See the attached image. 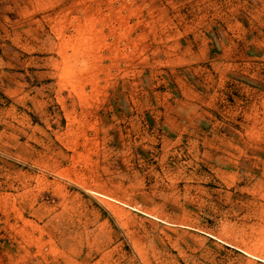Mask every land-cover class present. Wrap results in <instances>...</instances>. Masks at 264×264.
Segmentation results:
<instances>
[{
  "label": "rangeland",
  "instance_id": "obj_1",
  "mask_svg": "<svg viewBox=\"0 0 264 264\" xmlns=\"http://www.w3.org/2000/svg\"><path fill=\"white\" fill-rule=\"evenodd\" d=\"M257 35L264 0H0V264H264Z\"/></svg>",
  "mask_w": 264,
  "mask_h": 264
},
{
  "label": "crops",
  "instance_id": "obj_2",
  "mask_svg": "<svg viewBox=\"0 0 264 264\" xmlns=\"http://www.w3.org/2000/svg\"><path fill=\"white\" fill-rule=\"evenodd\" d=\"M263 40L260 41L259 44V37L258 35L256 37H252V42H253V48L255 47V53L257 55V53H259L258 49L259 47H261V49H264L263 45H264V38H262Z\"/></svg>",
  "mask_w": 264,
  "mask_h": 264
}]
</instances>
